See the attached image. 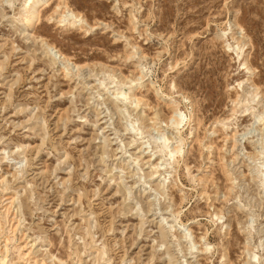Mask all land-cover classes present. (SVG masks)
I'll return each mask as SVG.
<instances>
[{
  "label": "rangeland",
  "instance_id": "rangeland-1",
  "mask_svg": "<svg viewBox=\"0 0 264 264\" xmlns=\"http://www.w3.org/2000/svg\"><path fill=\"white\" fill-rule=\"evenodd\" d=\"M0 264H264V0H0Z\"/></svg>",
  "mask_w": 264,
  "mask_h": 264
},
{
  "label": "bare ground",
  "instance_id": "bare-ground-1",
  "mask_svg": "<svg viewBox=\"0 0 264 264\" xmlns=\"http://www.w3.org/2000/svg\"><path fill=\"white\" fill-rule=\"evenodd\" d=\"M33 13H34V10L33 9H31V10H29V12H28V14H29V19H31L30 17H32V15H33Z\"/></svg>",
  "mask_w": 264,
  "mask_h": 264
}]
</instances>
